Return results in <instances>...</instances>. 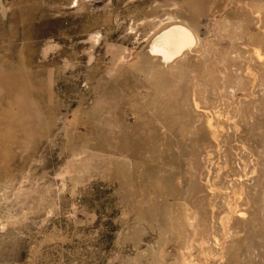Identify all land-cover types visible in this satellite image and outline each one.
<instances>
[{"label": "rangeland", "instance_id": "1", "mask_svg": "<svg viewBox=\"0 0 264 264\" xmlns=\"http://www.w3.org/2000/svg\"><path fill=\"white\" fill-rule=\"evenodd\" d=\"M200 6L0 0V264H264V0Z\"/></svg>", "mask_w": 264, "mask_h": 264}, {"label": "bare ground", "instance_id": "2", "mask_svg": "<svg viewBox=\"0 0 264 264\" xmlns=\"http://www.w3.org/2000/svg\"><path fill=\"white\" fill-rule=\"evenodd\" d=\"M172 28L168 29L167 31H165L164 34H162L163 35L162 42L166 44L165 47L168 46L170 49H177L183 44L184 40H183L182 34L184 32L182 29L176 28L175 30ZM184 34H186V32ZM186 35H190L188 29H187ZM26 65L27 64L24 62V60L19 61V63L17 64L9 63L8 65H5V66L2 65L0 67V87H2L4 91L7 90V92H9L15 86H18L20 88H26V87L32 88L36 86L37 84H39L38 79H34L32 76H30L31 75L29 73L30 71L28 72ZM9 129H10L9 124L4 125V128H3L0 122V154L7 153L6 151H9L8 149L9 142L11 140L10 139L11 133L9 132Z\"/></svg>", "mask_w": 264, "mask_h": 264}, {"label": "crops", "instance_id": "3", "mask_svg": "<svg viewBox=\"0 0 264 264\" xmlns=\"http://www.w3.org/2000/svg\"><path fill=\"white\" fill-rule=\"evenodd\" d=\"M187 5L190 6V8L193 11H198L200 9V7H201L200 6V0H187ZM172 24L173 25L171 26V28L174 27L172 29H175V30H176V28L177 29H182L184 33L186 32V34H187V29H188L189 30V34L191 35V31H190V29L187 26H185V25H183L181 23H172ZM184 33L182 34V37H183V40H184L183 43H186L187 42V37L189 38L190 35H186Z\"/></svg>", "mask_w": 264, "mask_h": 264}]
</instances>
